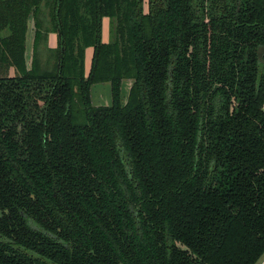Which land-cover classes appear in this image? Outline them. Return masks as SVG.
<instances>
[{"label":"trees","instance_id":"trees-1","mask_svg":"<svg viewBox=\"0 0 264 264\" xmlns=\"http://www.w3.org/2000/svg\"><path fill=\"white\" fill-rule=\"evenodd\" d=\"M40 2L0 0V264H256L264 0H53L51 70Z\"/></svg>","mask_w":264,"mask_h":264},{"label":"rangeland","instance_id":"rangeland-1","mask_svg":"<svg viewBox=\"0 0 264 264\" xmlns=\"http://www.w3.org/2000/svg\"><path fill=\"white\" fill-rule=\"evenodd\" d=\"M149 0H142V9L144 12L148 11ZM51 9H54L53 0H41L39 3V9L37 13V20L34 21L32 18L28 21L27 29V39H26V48L27 56L29 59L32 56V45L35 44L34 30L38 28L39 37L36 43V55L40 62L42 69L51 70L54 68L57 62V52H58V36L57 32L53 29V22L51 19ZM108 24V25H107ZM114 20L107 19V23H104V42L112 40L113 37V27ZM108 26V30L107 27ZM102 32H103V22H102ZM264 53V46L259 48V55L261 56ZM92 48L85 51L84 60L85 62V71L90 70L91 59H92ZM15 70L10 68L8 75L13 76ZM132 81L125 79L122 82V96L123 101L126 98V94L131 86ZM110 86L107 82L95 83L91 86V101L95 106H104L111 104V94ZM125 97V98H124ZM256 264H264V255L259 259Z\"/></svg>","mask_w":264,"mask_h":264},{"label":"crops","instance_id":"crops-1","mask_svg":"<svg viewBox=\"0 0 264 264\" xmlns=\"http://www.w3.org/2000/svg\"><path fill=\"white\" fill-rule=\"evenodd\" d=\"M107 17H105V18H103V32H102V38L104 39V23L106 22L107 23ZM108 25V24H107ZM107 28V30H108V26L106 27ZM107 42V41H106ZM89 50V48H87V51ZM86 62V61H85ZM110 86V85H109ZM110 90V89H109ZM122 90V89H121ZM121 94H122V91H121Z\"/></svg>","mask_w":264,"mask_h":264},{"label":"water","instance_id":"water-1","mask_svg":"<svg viewBox=\"0 0 264 264\" xmlns=\"http://www.w3.org/2000/svg\"><path fill=\"white\" fill-rule=\"evenodd\" d=\"M27 58L29 59V56H27Z\"/></svg>","mask_w":264,"mask_h":264}]
</instances>
